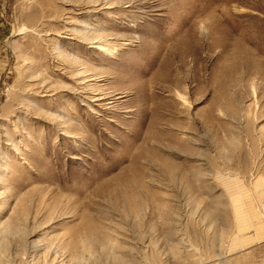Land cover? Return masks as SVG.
I'll return each mask as SVG.
<instances>
[{
    "label": "rangeland",
    "instance_id": "1",
    "mask_svg": "<svg viewBox=\"0 0 264 264\" xmlns=\"http://www.w3.org/2000/svg\"><path fill=\"white\" fill-rule=\"evenodd\" d=\"M0 264H264V0H0Z\"/></svg>",
    "mask_w": 264,
    "mask_h": 264
},
{
    "label": "bare ground",
    "instance_id": "2",
    "mask_svg": "<svg viewBox=\"0 0 264 264\" xmlns=\"http://www.w3.org/2000/svg\"><path fill=\"white\" fill-rule=\"evenodd\" d=\"M101 48H103V46H101ZM103 51V50H102ZM86 88V87H85ZM83 92H84V90H83ZM85 93V92H84ZM93 98H95V97H93ZM103 100V98H101V97H99L96 101H98V102H100V101H102ZM243 230V229H242ZM245 230H247V229H245ZM244 230V231H245Z\"/></svg>",
    "mask_w": 264,
    "mask_h": 264
}]
</instances>
